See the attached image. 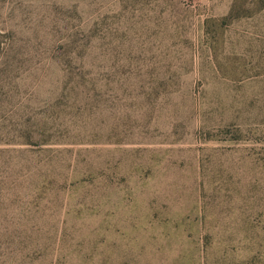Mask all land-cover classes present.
<instances>
[{
    "label": "rangeland",
    "instance_id": "1",
    "mask_svg": "<svg viewBox=\"0 0 264 264\" xmlns=\"http://www.w3.org/2000/svg\"><path fill=\"white\" fill-rule=\"evenodd\" d=\"M0 264H264V0H0Z\"/></svg>",
    "mask_w": 264,
    "mask_h": 264
},
{
    "label": "crops",
    "instance_id": "2",
    "mask_svg": "<svg viewBox=\"0 0 264 264\" xmlns=\"http://www.w3.org/2000/svg\"><path fill=\"white\" fill-rule=\"evenodd\" d=\"M217 1H220V3L224 2V4H230L232 3L233 0H217Z\"/></svg>",
    "mask_w": 264,
    "mask_h": 264
}]
</instances>
